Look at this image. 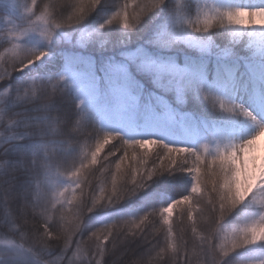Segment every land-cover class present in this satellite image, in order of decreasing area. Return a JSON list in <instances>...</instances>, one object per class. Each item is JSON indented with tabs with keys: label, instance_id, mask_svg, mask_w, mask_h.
I'll return each instance as SVG.
<instances>
[{
	"label": "snow or ice",
	"instance_id": "obj_1",
	"mask_svg": "<svg viewBox=\"0 0 264 264\" xmlns=\"http://www.w3.org/2000/svg\"><path fill=\"white\" fill-rule=\"evenodd\" d=\"M98 8L110 15L93 26L89 18ZM4 11L12 58L0 53V264H76L82 245L80 264H153L152 252L163 264H264V156L256 155L264 137V0L197 3L194 18L191 0H57L43 9L37 0H9ZM116 138L108 153L115 159L102 162ZM89 140L90 159L85 153L67 185L57 175L61 190L51 198V169ZM148 145L160 151L151 170L141 172L149 153L138 163L127 149ZM85 169L89 176L104 169L110 189L105 180L97 197L87 176L81 179ZM165 175L190 180L180 198L85 234L90 214L130 200ZM75 189L78 212L65 225L56 214L73 204ZM194 203L208 220L199 244L172 226L177 210L181 223L184 217L195 223ZM157 212L164 247L152 238L155 219L146 223ZM233 221L243 226L217 245Z\"/></svg>",
	"mask_w": 264,
	"mask_h": 264
},
{
	"label": "trees",
	"instance_id": "obj_2",
	"mask_svg": "<svg viewBox=\"0 0 264 264\" xmlns=\"http://www.w3.org/2000/svg\"><path fill=\"white\" fill-rule=\"evenodd\" d=\"M21 4L23 3H29L31 0H19ZM57 2V0H37V4L39 5L40 9H43L45 5H53ZM177 0H173V3H176ZM187 0H179V3L183 4L186 3ZM193 5V11H192V17H195V7L196 4L199 3L201 6H203L205 3L209 6H212L213 3H227V4H234L235 0H191ZM118 4H122L123 0H117ZM4 2L0 0V53L5 54V58L7 61L11 60V54L6 53V50H8L11 45L7 43L9 38L8 33V25L4 23V17L6 15V12L4 11ZM118 10V9H117ZM49 11L51 12L52 9L50 8ZM74 10H70L69 13H66L64 16V19H66L68 14H71V12ZM129 11L131 12V7L129 8ZM37 15H39V10L37 11ZM110 13L106 10L97 9L92 16L89 18V23L93 26L98 22H103L104 18H106ZM33 20L35 21V17H33ZM32 20V21H33ZM115 23V22H114ZM27 26V25H25ZM222 31V30H221ZM3 89H0L2 91ZM252 128H246L245 133L251 134ZM176 137L183 139L185 137V132L182 128L176 129ZM119 141L118 138L113 139L111 144L105 145L104 150L100 154V160L102 162H107V160L115 159L114 156H109V150L113 148L114 145H118ZM90 149H94V141H85L81 143L77 151L74 153L73 157L69 158L66 162H64L62 165L56 166L54 165L51 169L48 177V184L51 181H57V175H59L60 180H63L64 183L67 185L71 183L68 180V177L70 176V173L75 170V168L79 167L80 160L84 159L85 153L88 154V157L90 159ZM130 155H137L138 156V163H139V156L143 155L145 151L149 153V156L147 157L148 164L146 166H141V172L145 170V167L148 168V170H151V161L155 159V153L160 151V149L156 146V149L153 150H141L139 148L136 149H127ZM122 153V149L117 150L116 155L119 156ZM87 162V161H85ZM189 165H191V158H189L188 161ZM127 165H125L126 167ZM97 168H100V165H94L92 166L91 170H95ZM113 174L115 173V167L112 165ZM89 169H85L82 173L81 179H84L85 176H87V179L90 181L92 185L95 186V194L98 197L100 195V188L105 186V180H107V187L110 189L111 186V176L108 175L107 172H105L104 169H100V171H96L95 175H87ZM126 178V177H125ZM120 182V179L118 178V183ZM186 184L190 185V180L188 178H185L184 182H181L177 179L175 176H162L160 178H157L154 183H151L150 186L143 192L137 194V196L131 198L130 200H125L122 203L116 205L115 207L108 208V209H98L94 213L90 214L84 222L85 225V234L90 233L92 230H96L99 227H102L106 224L112 223L117 220H126V219H134L138 218L139 216H143L147 211L152 212L154 209H159L163 206H167L168 203H170L174 199L180 198V195H182L186 191ZM73 188L75 187L74 184L72 185ZM57 190H49V196L53 199L57 197V193L59 190H61L58 186L56 188ZM75 195L76 199L73 201V204L68 205L65 204L63 208L60 209V211L56 214V219L59 220L60 214L62 213L65 217V225L70 224L76 219V213L78 212V205L81 199V192L79 189H75ZM85 195H91L89 189H85ZM71 199V196H69ZM59 208V205H57ZM202 207L200 204H193L194 208V218L195 223L193 221L187 220L186 217L183 218V223H181V218L178 216V210L177 212H174L172 215V226L174 230V234L178 236L184 237V239L191 242V244H199L201 243L202 238L207 235L206 227H207V217L201 215L199 209ZM155 219L156 225L155 228H152L153 237L155 240L159 241V244L161 247H164L166 245L167 237L166 232L162 231L163 225L162 222L159 221L158 212L156 213V216L150 217L149 220L146 222L149 226L153 224V220ZM131 226V225H130ZM195 227L196 231L193 233L192 228ZM67 230V227H65V231ZM91 242H89L90 244ZM216 243L218 244V238ZM85 245L81 246L80 253H85ZM75 251V250H73ZM139 251V249H137ZM167 256H171L172 252L169 249ZM127 258V257H126ZM111 259V258H109ZM147 259L151 260L153 264H163V260H158L156 258V253L152 252V255L150 257H147Z\"/></svg>",
	"mask_w": 264,
	"mask_h": 264
},
{
	"label": "rangeland",
	"instance_id": "obj_3",
	"mask_svg": "<svg viewBox=\"0 0 264 264\" xmlns=\"http://www.w3.org/2000/svg\"><path fill=\"white\" fill-rule=\"evenodd\" d=\"M3 2H4V4H6V3H8L9 2V0H2ZM242 3L245 5V6H247V5H253L254 3V5H256V4H259L260 3V0H245V1H242ZM239 4H241V2L239 3ZM245 19H247V18H245ZM257 20L259 19V18H256ZM14 22L15 23H19V21H15L14 20ZM32 23L33 24H35V25H38V26H42V25H39V22L38 21H32ZM256 27H259L260 25L259 24H256L255 25ZM12 27V25H8V27H7V29H9V28H11ZM8 33H9V31H8ZM9 38H10V35H9ZM33 44L35 45V46H37V47H42L43 46V44L42 43H38L36 40H33ZM10 49V48H9ZM9 49L8 50H6V53H9ZM10 54V53H9ZM35 67V66H34ZM3 91V90H2ZM2 91H0V92H2ZM255 131V130H254ZM112 141L113 140H110L109 141V143H112ZM257 146H258V148L260 149V155L259 156H264V150H262V149H264V137H261L258 141H257ZM152 147V145H149V148H151ZM48 186H49V190L50 189H52V190H57L56 188H57V181H51V182H49V184H48ZM256 207H259V204H257V205H255ZM243 226V224L242 223H240V222H238V221H233V222H231V223H229L224 229H223V231L221 232V235L218 237V244L217 245H220V244H223V243H225V241H224V239H223V237H224V235L225 234H228V233H230L231 231H232V229L234 228V227H242ZM84 255V253H78L77 254V259H76V264H80V259H79V257L80 256H83Z\"/></svg>",
	"mask_w": 264,
	"mask_h": 264
},
{
	"label": "bare ground",
	"instance_id": "obj_4",
	"mask_svg": "<svg viewBox=\"0 0 264 264\" xmlns=\"http://www.w3.org/2000/svg\"><path fill=\"white\" fill-rule=\"evenodd\" d=\"M256 155H257V156L260 155V149L258 148V146H257V152H256Z\"/></svg>",
	"mask_w": 264,
	"mask_h": 264
}]
</instances>
